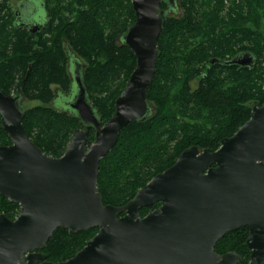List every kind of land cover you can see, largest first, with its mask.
<instances>
[{"label":"trees","instance_id":"1","mask_svg":"<svg viewBox=\"0 0 264 264\" xmlns=\"http://www.w3.org/2000/svg\"><path fill=\"white\" fill-rule=\"evenodd\" d=\"M48 19L38 32L21 25L9 0H0V89L38 101L25 109L30 139L53 158L62 157L81 120L72 109L49 106L52 86L73 89L69 52L85 67L81 80L102 124L115 114L137 64L122 36L135 22L131 0H42ZM181 16H168L159 39L157 71L147 99L152 113L133 122L101 160L98 187L105 204L123 206L154 176L171 167L185 149L214 152L251 117L252 104L264 105V0H178ZM167 9L168 5L163 4ZM250 53L253 66L228 63ZM215 61V62H213ZM89 139L94 141V132ZM11 140L2 129L0 145ZM160 203L154 208H159ZM21 207L0 195V215L15 220ZM151 209L144 208L145 216ZM99 228L74 235L59 228L44 254L67 261L82 250ZM247 227L226 234L218 253L236 252L248 264Z\"/></svg>","mask_w":264,"mask_h":264},{"label":"water","instance_id":"2","mask_svg":"<svg viewBox=\"0 0 264 264\" xmlns=\"http://www.w3.org/2000/svg\"><path fill=\"white\" fill-rule=\"evenodd\" d=\"M37 1L28 0L34 10L26 16L16 11L19 24L33 33L39 30L34 16L44 8ZM131 1L136 19L122 42L135 54L136 68L105 124L81 73L73 79L75 95L66 108L85 128L74 132L62 157L46 155L27 134L21 88L11 94L0 89L2 129L11 140L0 145V195L21 207L15 220L0 215V264H238L239 255H221L215 247L243 227L249 229L248 264H264V105L258 102L250 119L218 150L189 147L127 204L104 203L98 187L101 160L129 124L152 113L147 93L157 71L159 39L168 12L179 9L178 0ZM254 62L252 54L243 53L228 63ZM144 208L153 210L142 216ZM59 228L71 235L99 231L71 259L48 261L43 250Z\"/></svg>","mask_w":264,"mask_h":264},{"label":"rangeland","instance_id":"3","mask_svg":"<svg viewBox=\"0 0 264 264\" xmlns=\"http://www.w3.org/2000/svg\"><path fill=\"white\" fill-rule=\"evenodd\" d=\"M9 1H10V4L15 8V10L17 12H20L21 14L23 13L24 16L28 15V13H31L34 10L33 9L34 6L32 5V3H29L28 0H9ZM30 1H32V0H30ZM37 3H41V2L37 1ZM36 10H38V9L36 8ZM45 13H46L45 9L42 8L41 6H39V13L34 16V19L36 21L43 22ZM182 14H183V9L181 7H179L177 13L176 12H170L168 14V16H181ZM69 56L71 57V59L73 61L77 60L80 63H82V61L76 55L71 53V51L69 52ZM73 68H74V65L72 66V70H73ZM52 89L55 92V95H56L55 100H56L58 98V94H59V87L54 85V86H52ZM63 100H65L64 102L66 103L67 102L66 100H68V98L65 97ZM21 105L23 106L24 109H30V108H33L35 106L40 105V103L38 101H30L26 98H23V100L21 101ZM49 106L56 107L58 109H64V108L57 106L54 102L50 103Z\"/></svg>","mask_w":264,"mask_h":264},{"label":"flooded vegetation","instance_id":"4","mask_svg":"<svg viewBox=\"0 0 264 264\" xmlns=\"http://www.w3.org/2000/svg\"><path fill=\"white\" fill-rule=\"evenodd\" d=\"M38 1H40L41 3V5L44 7V4H43V2H42V0H38ZM45 9V8H44ZM45 11H46V9H45ZM170 12H175L174 10L172 11H169L168 12V14L170 13ZM47 19H48V14H47V11H46V13H45V16H44V21L43 22H38V21H35V24L36 25H38L39 26V30H40V28L41 27H43V25L45 24V22L47 21ZM21 25H24V23L22 22V24ZM38 30V31H39ZM38 31H36V32H38ZM74 65V68H73V70H72V66ZM68 67H69V72H70V75L72 76V78L75 80V78L77 77H80V71H81V69L82 68H84L85 67V65H84V63H80L79 61H73L72 59H71V57L69 56V63H68ZM73 89V88H72ZM75 95V92H73V91H70L69 93H65V92H63L60 88H59V94H58V98L56 99V100H54L53 102L57 105V106H59V107H61V108H66V106H67V102L65 103L64 101L65 100H63L65 97H67V98H73V96ZM63 101V102H62ZM67 101V100H66ZM66 105V106H65ZM83 128H85V127H83ZM92 131V130H91ZM153 209H156V208H153ZM153 209H151L150 211H152ZM149 211V212H150ZM229 252H233V251H227V252H225V253H219V254H221V255H223V254H226V253H229ZM234 253H236V252H234ZM237 254V253H236ZM238 255V254H237ZM240 260H241V258H240ZM240 262V261H239ZM239 262H238V264H239Z\"/></svg>","mask_w":264,"mask_h":264}]
</instances>
